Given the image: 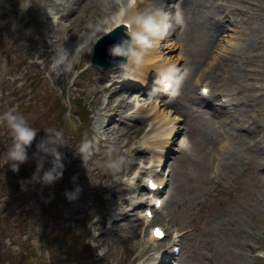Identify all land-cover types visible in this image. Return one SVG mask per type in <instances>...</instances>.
<instances>
[{"label": "rangeland", "instance_id": "374dc122", "mask_svg": "<svg viewBox=\"0 0 264 264\" xmlns=\"http://www.w3.org/2000/svg\"><path fill=\"white\" fill-rule=\"evenodd\" d=\"M72 1L0 0V114L14 107L38 130L17 173L5 162L11 138L0 123V264H158L153 258L170 248L174 232L182 234L177 264H264V0H177L185 23L168 42L180 54L175 65L191 71L174 109L159 106L148 114L143 108L140 116L127 103L137 88L133 76L91 64L95 35L120 17L121 5ZM195 18L212 28L198 48L189 40ZM97 53L107 65L117 59L107 46ZM203 85L210 90L204 102L196 99ZM106 107L118 111L108 130ZM158 110L170 119L181 115L184 128L194 124L186 153L168 161L165 206L146 225L138 219L145 206L132 208L149 201L141 181L150 155L142 142ZM48 127L68 141L60 149L63 176L49 186L22 185L31 181L35 144ZM85 139L94 154L83 162L76 143ZM109 145L120 149L114 156L126 157L116 177L102 167ZM131 182L136 190L129 195ZM76 188L69 200L66 193ZM153 225L164 226L169 237L149 242Z\"/></svg>", "mask_w": 264, "mask_h": 264}, {"label": "clouds", "instance_id": "9594fccd", "mask_svg": "<svg viewBox=\"0 0 264 264\" xmlns=\"http://www.w3.org/2000/svg\"><path fill=\"white\" fill-rule=\"evenodd\" d=\"M107 2V0H106ZM123 9V14L118 13L120 23L123 25L124 37L112 44L109 55L113 58H121L115 61L116 67L127 71L130 67L142 65L147 52L157 46L160 40L169 33L174 26L185 23L179 5H175V11H170L167 0H116ZM30 0L27 6H30ZM125 5L127 7H125ZM110 31V30H109ZM103 35L95 37L94 43L103 39ZM191 69L181 68L171 64L156 73L154 83L160 87L154 88L152 92H163L169 100H173L181 94L184 82L188 78ZM0 123L9 129L11 145L4 153L6 164L10 165L13 172L19 171L21 165L28 162V150L36 141L38 130L29 125L27 119L20 114L16 108H9L0 114ZM45 135L35 144L36 151L32 159L36 162L35 172L29 182L49 186L60 180L63 176L65 156L60 149L68 146L65 133L56 128L44 129ZM109 159L102 165L114 177L121 171L126 163L125 155H113L120 152L116 145L107 147ZM76 153L84 161L90 159L94 154L93 142L83 140ZM50 167L45 169V164ZM41 173H43L41 175ZM75 177L73 182H75ZM80 189L76 188L72 193H66L69 200L75 199Z\"/></svg>", "mask_w": 264, "mask_h": 264}, {"label": "bare ground", "instance_id": "6f19581e", "mask_svg": "<svg viewBox=\"0 0 264 264\" xmlns=\"http://www.w3.org/2000/svg\"><path fill=\"white\" fill-rule=\"evenodd\" d=\"M95 1V0H94ZM173 0H167L168 3H171ZM189 1V0H188ZM96 2V1H95ZM216 2V0L214 1ZM72 3V0H70L69 4ZM167 3V4H168ZM198 3V2H197ZM207 3V2H206ZM187 4V3H186ZM190 4V3H189ZM191 5V4H190ZM207 5V4H206ZM205 5V7H206ZM188 6V5H187ZM234 6V5H233ZM190 7V6H189ZM197 7V6H196ZM210 7V5H209ZM212 7H214L212 5ZM208 8V7H207ZM169 10H171V8H169ZM186 10V9H185ZM192 11V10H191ZM203 11V10H202ZM212 11V9H211ZM215 11V10H214ZM221 11V10H220ZM187 12V11H186ZM188 12H190V10L188 9ZM197 12V11H196ZM201 12V11H199ZM222 12V11H221ZM206 13H208L206 11ZM214 13V12H213ZM204 14V13H203ZM198 15V14H197ZM208 15H211V14H208ZM194 16V15H193ZM207 16V15H206ZM212 16V15H211ZM192 17V16H191ZM210 17V16H209ZM215 17V16H214ZM121 18V17H119ZM117 18V19H119ZM217 20V19H216ZM219 20V19H218ZM222 20V19H221ZM202 21V20H201ZM223 21V20H222ZM194 30H193V35H191L189 37V40L192 41L191 43H194L196 45V47H200V46H203V43L204 41H206V39H208L210 36V34L208 33V29H212L210 28L209 26H200L201 23L200 21H197V19L195 18L194 20ZM211 23V22H209ZM217 23V22H216ZM219 23V22H218ZM116 25H122L120 23V20H117V21H110L108 23V25L106 26V29L105 31L107 30V32H109V30L111 31L113 28H115L114 26ZM207 25V24H206ZM210 25V24H209ZM123 26V25H122ZM211 26V25H210ZM216 27V25H215ZM215 29V28H214ZM223 29V27H222ZM189 30V29H188ZM186 31V30H185ZM212 31V30H211ZM223 31V30H222ZM221 32V31H220ZM188 33V32H187ZM192 33V32H191ZM218 34V33H217ZM98 35H103L102 34V31L101 33L99 34H96V36ZM213 35V34H212ZM222 35V34H221ZM219 36V35H218ZM172 37L171 35V31L165 36L164 39L160 40L159 43L157 44L156 47H154L153 49L149 50L144 58V61L142 63V65L140 66H133V67H130L132 69H130L129 71H134V74H136V78L140 79L142 82H144L143 84L145 85V83L147 82L148 85L150 87H147L148 89L154 87H160L159 85H156L154 83V81L152 80V77L154 75V77L156 76L155 74L162 70V67L164 66H168V65H171V64H175L178 60H177V57L180 56V54L178 53H175L174 50L176 49H173V48H170L171 45L175 44V43H170L168 42L169 41V38ZM234 37V36H233ZM236 37V36H235ZM234 37V38H235ZM233 38V40H234ZM168 39V40H167ZM187 39V38H186ZM217 39V38H216ZM236 39V38H235ZM239 39V38H238ZM218 40V39H217ZM216 41V40H215ZM236 41V40H235ZM104 42V41H103ZM165 42V43H163ZM167 42V43H166ZM234 42V41H233ZM238 42V41H236ZM235 42V43H236ZM212 43V42H211ZM114 44V43H113ZM159 44L161 45V49L159 48ZM206 44V43H205ZM176 45V44H175ZM193 45V46H195ZM103 47L104 45L101 43V50H103ZM180 47L178 46V49ZM172 49V50H171ZM188 49V48H187ZM171 50V51H170ZM171 52H174V54H171ZM165 53H168L169 55H166L164 56ZM171 54V55H170ZM197 56V55H196ZM195 57H191L190 56V59H195ZM100 57H103L102 54H100ZM164 57V59H163ZM172 57V58H171ZM199 57V56H197ZM208 58V57H207ZM228 58V57H227ZM198 59V58H197ZM103 60V59H102ZM117 61H120L121 58H117L116 59ZM155 60V61H154ZM167 60V61H166ZM199 60V59H198ZM103 62V61H102ZM235 62V61H234ZM200 66V65H199ZM198 66V67H199ZM231 66V65H230ZM233 66V64H232ZM231 66V67H232ZM143 67H146L145 71H141ZM197 66H194V68H196ZM226 67V66H225ZM183 68V67H182ZM193 69V65L191 67ZM224 69V67H222ZM221 68V69H222ZM198 69V68H197ZM230 69V68H228ZM120 70L119 68H117V71ZM154 71V72H152ZM197 72V71H196ZM218 72V71H217ZM193 73V72H192ZM216 73V72H215ZM218 75V73H216ZM221 74V73H220ZM223 74V73H222ZM206 75V74H205ZM231 75V74H230ZM208 76V75H207ZM106 77V76H105ZM205 77V76H204ZM219 78V77H218ZM204 79H207V78H204ZM217 79V78H216ZM227 79V78H226ZM229 79V78H228ZM101 80H104V78H102ZM220 80V79H219ZM187 82V81H186ZM197 82V81H196ZM189 83V82H188ZM216 84V83H215ZM218 84V83H217ZM192 85V84H191ZM189 87V86H188ZM138 88V91H143L145 92V89L146 88H141V87H137ZM190 88V87H189ZM135 92V91H134ZM159 93L161 95H163L164 93L163 92H160ZM139 101H141L140 99L136 98V104L137 105H141L142 108H147L146 111L148 112V114H151V113H154L156 110V107L153 106V107H149L152 102H150L149 100L146 101V102H142L143 104H141ZM165 107H172V103L169 102V103H165ZM166 109V108H165ZM103 117H107L108 119V122L107 124L104 126V130H108L110 127H111V124L113 122V120L116 118V116L118 115V111H116L115 109L113 108H108L106 107L104 110H103ZM152 116V115H151ZM155 121V122H154ZM177 121L173 120V119H170L167 115L163 114V111H159L158 110V113H156L154 116H152V122H151V128L149 130V133L147 134V136L145 137L144 141L142 142L143 146H145V148H148V149H151L150 153L152 154L151 155V159L149 160L148 162V165L146 166V168H150L152 167L153 165L157 164V166L161 163L162 161V158L164 155H169V151L168 149H166V151H160V148H161V143L162 141L165 142L166 144H170V140L174 137V133L176 131V123ZM232 134V133H231ZM160 139V140H159ZM156 140H159V141H156ZM218 140V139H217ZM222 153V152H221ZM163 160H165L163 158ZM160 166H158L157 168H159ZM160 181V180H159ZM160 185H162V182H160ZM131 193V191H130ZM133 202V199H127V202L128 203L127 205H129V202ZM141 203L139 204H136L135 208L140 206ZM132 210H134V208H132ZM123 217L124 218H128L130 217V214L128 213H125L123 214ZM148 220L147 219H144V222H147ZM148 241L151 242V241H154V239L152 238L151 236V233H150V236L148 238ZM153 260H158L161 262V259H160V256H159V253L156 254V256L153 258Z\"/></svg>", "mask_w": 264, "mask_h": 264}, {"label": "water", "instance_id": "95a60500", "mask_svg": "<svg viewBox=\"0 0 264 264\" xmlns=\"http://www.w3.org/2000/svg\"><path fill=\"white\" fill-rule=\"evenodd\" d=\"M118 32H121V33H122V29H120V31H117V32H115V33H118ZM115 33H114V34H115ZM114 34H111V35H114ZM111 35H110V36H111ZM103 40H104V39H103ZM102 42H103V41H102ZM102 44H103L104 46H110V45H111L109 42H105V43H102ZM98 49H99V50L101 49V43L99 44ZM95 54H96V55H95V59H94V61H95L96 64H100L99 61H98V59H97V54H98L97 51H95Z\"/></svg>", "mask_w": 264, "mask_h": 264}, {"label": "snow or ice", "instance_id": "6c2138e0", "mask_svg": "<svg viewBox=\"0 0 264 264\" xmlns=\"http://www.w3.org/2000/svg\"><path fill=\"white\" fill-rule=\"evenodd\" d=\"M207 92V90L205 89V93ZM156 236L158 237V238H163V234L159 231V230H156Z\"/></svg>", "mask_w": 264, "mask_h": 264}, {"label": "trees", "instance_id": "16d2710c", "mask_svg": "<svg viewBox=\"0 0 264 264\" xmlns=\"http://www.w3.org/2000/svg\"><path fill=\"white\" fill-rule=\"evenodd\" d=\"M79 180V179H78ZM83 239H81V241H82Z\"/></svg>", "mask_w": 264, "mask_h": 264}]
</instances>
